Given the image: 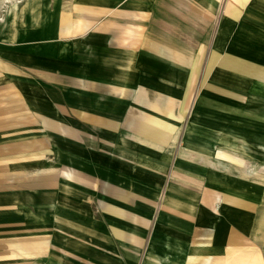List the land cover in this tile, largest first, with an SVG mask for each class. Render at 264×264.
<instances>
[{
  "label": "crops",
  "instance_id": "obj_1",
  "mask_svg": "<svg viewBox=\"0 0 264 264\" xmlns=\"http://www.w3.org/2000/svg\"><path fill=\"white\" fill-rule=\"evenodd\" d=\"M198 3L161 6L147 35L137 14L98 24L67 5L29 49L41 73L0 44V264L257 263L264 181L183 142L207 150L257 119L264 0H222L212 26Z\"/></svg>",
  "mask_w": 264,
  "mask_h": 264
},
{
  "label": "rangeland",
  "instance_id": "obj_2",
  "mask_svg": "<svg viewBox=\"0 0 264 264\" xmlns=\"http://www.w3.org/2000/svg\"><path fill=\"white\" fill-rule=\"evenodd\" d=\"M200 1L201 0H190V3L195 7L198 6V2ZM212 1L213 8L210 10L212 20L211 26L214 21L217 8L221 4L222 0H220V2L219 0ZM67 5H75L76 7H80V5H82L90 9V21H97L98 24L103 19H106L108 16H112L117 11L120 12V14H123L121 19L127 23L132 20V18H130L131 14H137L139 17L137 19L138 27L140 26L141 28L140 33L145 31V35H147L146 32L154 30L155 16L156 14H159V17L161 16L160 7L162 6V14L164 15L166 14L165 10L171 11L173 7L172 0H158V9L156 6V0H71V2H68V4L65 5L63 0H32L29 2H20L19 8H17V13L12 14V5L10 2L0 0V44H8L3 45L8 47L18 46L20 48L17 49L18 58L24 60L28 63V66L34 67L35 71L41 73V68L45 66L44 62L46 61L44 60H46V54L36 53L35 62L39 65L37 63L33 64L32 62H34V57L32 53H29V49L30 47L37 45L36 43L42 40V36H40L41 34L37 29H40L43 25H50L52 27H57L58 29L59 25L64 24L68 21V19L72 18L71 16L74 13L64 16L65 9L68 8ZM191 12L196 13V10L195 12ZM128 13H130V16ZM81 27L83 28V26ZM94 29L102 33L100 28L94 27ZM71 30H73V28ZM70 32L71 31H69L67 35H70ZM26 33H33V35L27 38H21L22 34ZM38 45H40V49L42 51L46 52V42ZM254 86H257V83ZM254 86L251 89L250 99L244 106L249 111L253 110L255 112L253 116L257 115V119L252 120L251 122L250 118L244 117L243 120H241L243 124H253L250 127L243 126L241 129L242 133L237 136L236 140H231V137L228 136L230 141L227 139L228 141L216 143V145H223L237 151H243V153L246 154H252L258 162L264 164V153L259 150V146L264 144V86L261 87L258 85V88ZM218 145L215 146V153L220 155L219 159L222 160V163L226 164L228 168L237 172L235 168L236 164L233 163L232 159L234 158V160H240L242 159V156L229 154V157L227 155H223L225 154V150H221ZM246 175L251 178L262 179L264 181V167L261 169V173H257L256 175ZM258 200H260V203L257 211V224L259 228L258 241L260 246L249 248V254L250 258L256 259L257 257L261 262L260 264H264V194H262V197L260 195Z\"/></svg>",
  "mask_w": 264,
  "mask_h": 264
},
{
  "label": "bare ground",
  "instance_id": "obj_3",
  "mask_svg": "<svg viewBox=\"0 0 264 264\" xmlns=\"http://www.w3.org/2000/svg\"><path fill=\"white\" fill-rule=\"evenodd\" d=\"M4 1H6V2H10V4L13 6V5H16L15 4V2H18V0H4ZM243 26V25H242ZM244 27V26H243ZM245 47H247V46H245ZM242 52H243V54L244 55H247V52L245 51V50H242ZM249 55H256L255 53H253V50H252V53L251 54H249ZM215 59H216V56H214L213 57V59L211 60V61H215ZM237 74V73H236ZM259 75V74H258ZM239 76V75H238ZM235 79H237V78H235ZM226 80H228V78L226 79ZM245 80H247V79H245ZM250 80V79H249ZM248 80V81H249ZM246 84V83H245ZM264 86V84L263 83H257V86ZM257 86H254V87H257ZM258 88V87H257ZM240 89V88H239ZM230 93V92H229ZM242 127L243 126H246V127H250L251 125H249V124H246V123H239ZM254 128V127H253ZM184 144V146H188L191 150H194V151H196V152H203V153H206V154H208V155H215L216 153H215V151H216V148H215V146H217V145H214L212 148H210V149H207V150H201V149H199L198 147H196V146H193V145H189V144H187V143H183ZM219 146V148H221V150L222 149H224L225 151V154H223V155H227V156H229L230 157V155L229 154H233V155H240V156H242V159H240V160H234V158L232 159L233 160V163H235L236 164V166H235V168H236V170H237V172L238 173H240V174H257V173H261V169L264 167V164H262V163H260V162H258L257 161V159L251 154H246V153H243V151L241 152V151H237V150H235V149H232V148H228V147H226V146H223V145H218ZM259 150L260 151H262L263 153H264V144H261V146H259ZM227 152V153H226ZM248 159H250V160H248ZM244 161V162H243ZM256 177V176H255ZM235 193H239V194H241V195H244L243 193H240V192H235ZM234 193V194H235ZM238 196V195H237ZM245 196V195H244ZM256 260H257V263L256 264H260L261 262H260V260L256 257ZM250 262V261H249ZM253 264H254V262H253Z\"/></svg>",
  "mask_w": 264,
  "mask_h": 264
},
{
  "label": "water",
  "instance_id": "obj_4",
  "mask_svg": "<svg viewBox=\"0 0 264 264\" xmlns=\"http://www.w3.org/2000/svg\"><path fill=\"white\" fill-rule=\"evenodd\" d=\"M220 13V12H219Z\"/></svg>",
  "mask_w": 264,
  "mask_h": 264
}]
</instances>
